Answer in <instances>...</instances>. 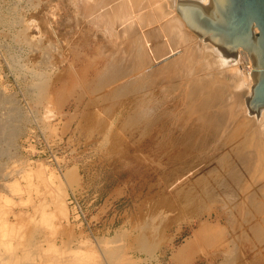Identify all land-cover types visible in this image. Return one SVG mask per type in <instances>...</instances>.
<instances>
[{"label":"rangeland","instance_id":"374dc122","mask_svg":"<svg viewBox=\"0 0 264 264\" xmlns=\"http://www.w3.org/2000/svg\"><path fill=\"white\" fill-rule=\"evenodd\" d=\"M73 3L0 0L1 259L7 264H263L261 252L247 254L252 246L242 235L235 245L227 243L231 219L218 215L214 203L190 208L181 200L180 183L166 182L162 172L160 177L159 140L147 143L151 133L145 134V123L124 122L135 114L131 99L116 107L96 99L94 78L105 64L99 50L113 48V54L118 47ZM171 106L173 112L180 108ZM69 194L87 222L77 217ZM246 208L237 209L239 222ZM207 217L214 228H225L223 245L197 235Z\"/></svg>","mask_w":264,"mask_h":264},{"label":"bare ground","instance_id":"6f19581e","mask_svg":"<svg viewBox=\"0 0 264 264\" xmlns=\"http://www.w3.org/2000/svg\"><path fill=\"white\" fill-rule=\"evenodd\" d=\"M198 1L208 3L209 0ZM73 2L74 7L80 4L82 15L91 17V24H97L102 29L103 32L100 29L98 33H104L109 44L111 40L112 45L118 47L115 53L113 48L104 47L99 50V56L104 58L105 64L102 62L104 65L94 78L92 93L98 95L99 91L96 99L107 103L109 101V105L113 103L114 106L121 104L122 100L131 99L132 110L140 114V117L129 113L124 122L132 125L145 123V134L151 133L147 143L153 144L159 140L160 145L155 146L162 150L164 160H159L160 165H156L159 170L157 173L162 172L166 182L171 180L176 181L177 185L180 183L181 200L190 208L197 209L206 200L214 203L213 209L218 215L225 214L231 219V237L227 243L231 241L235 245L242 235L252 246L248 248L247 254L251 256L253 252H261L264 264V109L257 116L247 106L246 97L252 94L254 84L251 76L254 67H251L249 55L242 49H239L236 58L234 55L223 54L218 46L188 28L180 12L168 7V0ZM111 49L113 54L109 52ZM108 56L115 59L111 60ZM50 66L47 65L49 69ZM39 83L44 84L43 81ZM167 99H174L170 104L180 107L179 110L173 112L170 104H160ZM3 135L0 129V142ZM34 170L31 166L30 173ZM245 206L248 208L241 214L247 216V219L243 220L242 215L239 222L235 213L238 208ZM220 209H223L222 212ZM241 214L239 212V216ZM212 215L209 211L208 216ZM238 223L240 232L234 226ZM217 225L214 228V223L209 222L207 217L199 222L196 233L212 242L222 241L223 245L225 241L221 237L225 228ZM188 247L182 251L185 252ZM1 258L0 263L7 264L6 257L5 262Z\"/></svg>","mask_w":264,"mask_h":264},{"label":"water","instance_id":"95a60500","mask_svg":"<svg viewBox=\"0 0 264 264\" xmlns=\"http://www.w3.org/2000/svg\"><path fill=\"white\" fill-rule=\"evenodd\" d=\"M168 7L179 11L188 28L223 54L236 58L242 49L249 55L254 84L246 101L258 116L264 109V0H168Z\"/></svg>","mask_w":264,"mask_h":264},{"label":"built area","instance_id":"2783aa9c","mask_svg":"<svg viewBox=\"0 0 264 264\" xmlns=\"http://www.w3.org/2000/svg\"><path fill=\"white\" fill-rule=\"evenodd\" d=\"M54 158L55 157H53V159ZM53 159H51V160H53ZM68 198L70 200L69 203L73 204V207L76 209L77 217L81 218L82 222H84V221L87 222L86 218H85V215H84V211L82 209V206L79 203V201L77 200V198L75 197V195L74 194H72V195L69 194Z\"/></svg>","mask_w":264,"mask_h":264}]
</instances>
